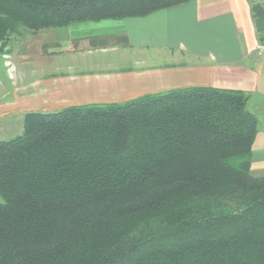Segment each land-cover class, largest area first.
Returning <instances> with one entry per match:
<instances>
[{
  "label": "trees",
  "instance_id": "trees-1",
  "mask_svg": "<svg viewBox=\"0 0 264 264\" xmlns=\"http://www.w3.org/2000/svg\"><path fill=\"white\" fill-rule=\"evenodd\" d=\"M188 0H0L20 29L143 16ZM264 45V2L250 0ZM249 94L188 86L28 111L0 140V264H264Z\"/></svg>",
  "mask_w": 264,
  "mask_h": 264
},
{
  "label": "crops",
  "instance_id": "crops-1",
  "mask_svg": "<svg viewBox=\"0 0 264 264\" xmlns=\"http://www.w3.org/2000/svg\"><path fill=\"white\" fill-rule=\"evenodd\" d=\"M74 23L66 26L65 45L57 41L56 28L30 36L40 37L39 51L45 56L61 50L71 57L122 51L121 58H132L126 69L84 73L82 78L68 73L66 82L78 96L84 89L106 86H120L125 94L121 100L188 86L248 93L247 108L257 120L250 174L264 176V54L250 0H188L143 16ZM86 25L89 31L82 28ZM67 105L73 104L61 107Z\"/></svg>",
  "mask_w": 264,
  "mask_h": 264
},
{
  "label": "rangeland",
  "instance_id": "rangeland-1",
  "mask_svg": "<svg viewBox=\"0 0 264 264\" xmlns=\"http://www.w3.org/2000/svg\"><path fill=\"white\" fill-rule=\"evenodd\" d=\"M105 20L107 19L98 22ZM82 28L90 30L89 25ZM56 30L57 41L65 45L67 27ZM30 33L35 32L22 28L19 32H14L10 35L4 51L0 53V140L23 131L24 114L28 111H54L63 104L125 101L121 100L125 94L120 86H112L114 90L106 85H103L106 86L104 88H87L83 90V97L78 96L73 92V86L66 82V76L75 73L80 76L78 78H82L84 73L126 69L132 65L131 56L121 58L119 53L122 51H93L90 54L71 57L72 55L64 50L45 56L39 51L40 37H32ZM39 108L41 110H38ZM0 201H3L1 195Z\"/></svg>",
  "mask_w": 264,
  "mask_h": 264
},
{
  "label": "built area",
  "instance_id": "built-area-1",
  "mask_svg": "<svg viewBox=\"0 0 264 264\" xmlns=\"http://www.w3.org/2000/svg\"><path fill=\"white\" fill-rule=\"evenodd\" d=\"M261 48V54H264V48L263 47H260Z\"/></svg>",
  "mask_w": 264,
  "mask_h": 264
}]
</instances>
